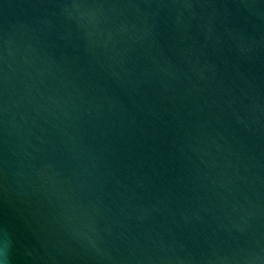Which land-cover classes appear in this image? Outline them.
I'll return each mask as SVG.
<instances>
[{
	"label": "water",
	"instance_id": "obj_1",
	"mask_svg": "<svg viewBox=\"0 0 264 264\" xmlns=\"http://www.w3.org/2000/svg\"><path fill=\"white\" fill-rule=\"evenodd\" d=\"M0 264H264V0H0Z\"/></svg>",
	"mask_w": 264,
	"mask_h": 264
}]
</instances>
